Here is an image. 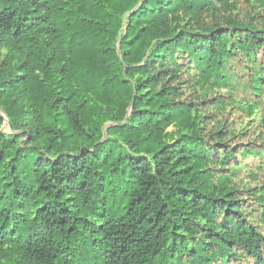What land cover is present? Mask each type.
I'll list each match as a JSON object with an SVG mask.
<instances>
[{
    "label": "trees",
    "instance_id": "obj_1",
    "mask_svg": "<svg viewBox=\"0 0 264 264\" xmlns=\"http://www.w3.org/2000/svg\"><path fill=\"white\" fill-rule=\"evenodd\" d=\"M0 51V264H264V0H0Z\"/></svg>",
    "mask_w": 264,
    "mask_h": 264
},
{
    "label": "rangeland",
    "instance_id": "obj_2",
    "mask_svg": "<svg viewBox=\"0 0 264 264\" xmlns=\"http://www.w3.org/2000/svg\"><path fill=\"white\" fill-rule=\"evenodd\" d=\"M246 10H247V8H246ZM4 58H5V52L0 51V61L4 60ZM0 114L6 119L5 125L3 127V132L6 135L13 134L14 132L11 129V127L9 126V121L7 120L6 115L2 111H0ZM85 245H86V243H85ZM84 259L86 260V264H99V262H100V258L96 255V253H94L93 255H88V254L84 253Z\"/></svg>",
    "mask_w": 264,
    "mask_h": 264
}]
</instances>
